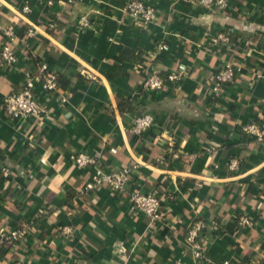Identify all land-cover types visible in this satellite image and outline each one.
<instances>
[{"label":"crops","instance_id":"0c3cea01","mask_svg":"<svg viewBox=\"0 0 264 264\" xmlns=\"http://www.w3.org/2000/svg\"><path fill=\"white\" fill-rule=\"evenodd\" d=\"M51 1L0 0V27L18 36L15 64L0 59V163L10 170L0 179V264H264V140L241 132L264 120V0H229L224 11L142 0L156 13L145 26L126 18L128 0ZM159 42L167 50L153 56ZM39 64L57 77L49 94ZM141 65L162 77L182 66L183 78L145 91ZM225 65L235 79L214 94ZM26 80L50 111L42 123L2 107ZM142 114L153 125L137 137L130 128ZM75 153L103 172L136 165L125 193L89 189L95 168L75 167ZM134 190L165 195L166 226L131 211ZM197 221L207 225L201 262L185 243ZM21 229L20 241L7 238Z\"/></svg>","mask_w":264,"mask_h":264},{"label":"built area","instance_id":"2783aa9c","mask_svg":"<svg viewBox=\"0 0 264 264\" xmlns=\"http://www.w3.org/2000/svg\"><path fill=\"white\" fill-rule=\"evenodd\" d=\"M47 5H51V0H45ZM68 4H74L81 2L82 0H64ZM190 5L198 6L206 10H220L224 11L228 6L229 0H184ZM21 13L27 15L30 13V7L23 5L21 7ZM124 13L127 19L145 26L150 23H154L156 20L155 9L142 0H128L124 5ZM79 26L84 28L88 26V19L86 16H82L79 19ZM51 26V25H50ZM49 26V27H50ZM1 34L4 37V43L0 48V59L6 66H13L16 62L15 56V43L18 39L15 27L13 25H7L0 27ZM36 27L30 26L26 31L27 37H34L36 34ZM218 40L226 41V38L222 35L217 37ZM167 50V45L164 42H159L155 45L153 56L158 55ZM39 73L42 81L43 90L46 94L51 93L57 86L56 76L47 71L45 65L39 64ZM143 71V79L141 87L145 91H157L160 90L165 81L172 83H178L183 78L184 67L178 66L175 71L168 74L166 77H162L155 72H149L147 67L141 65ZM235 69L230 65H225L212 76V88L211 91L217 94L224 87L230 84L235 79ZM88 75V74H86ZM2 107L7 115L18 120L34 119L37 123L45 121L50 111L46 105L38 103L34 98V93L31 88V84L28 80L24 81L22 86L17 92L11 93L3 97ZM153 125V119L148 114H142L137 116L131 125L130 131L135 136H140L149 130ZM241 132L250 138L255 139L257 142L264 140V120L260 122L246 123L241 127ZM114 153L115 150L111 149ZM70 160L75 167L95 168V173L92 178V183L87 187L89 189L94 188H107L114 194L122 195L125 193L126 184L129 182L132 173L136 170L137 166L133 165L130 168L121 169L118 171L103 172L99 168V161L94 156H89L84 153H75L70 156ZM238 167V161L232 159L229 162L228 168L234 170ZM10 176V170L0 163V179H7ZM128 202L131 211L134 214L144 215L151 224L158 223L160 226H166L165 208L161 195L156 192L141 193L139 191H131L127 193ZM239 224L242 226L251 225V221L247 217H239ZM207 225L203 221H197L188 228L185 236V243L190 250L194 261L201 262L206 261L205 250L202 243V233L206 229ZM25 229L11 231L7 236L8 239L18 242L23 238ZM61 233L64 236L72 237L73 229L71 227H62ZM73 264H81L77 260L72 261ZM16 264H23L18 262ZM175 264H180L177 261Z\"/></svg>","mask_w":264,"mask_h":264},{"label":"trees","instance_id":"16d2710c","mask_svg":"<svg viewBox=\"0 0 264 264\" xmlns=\"http://www.w3.org/2000/svg\"><path fill=\"white\" fill-rule=\"evenodd\" d=\"M56 82H57V77H56ZM159 195H161V199H163V204H164V202H165V195H162V194H159Z\"/></svg>","mask_w":264,"mask_h":264}]
</instances>
